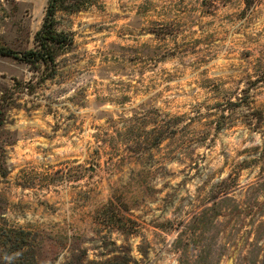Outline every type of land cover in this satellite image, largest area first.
<instances>
[{"label": "rangeland", "instance_id": "rangeland-1", "mask_svg": "<svg viewBox=\"0 0 264 264\" xmlns=\"http://www.w3.org/2000/svg\"><path fill=\"white\" fill-rule=\"evenodd\" d=\"M46 2L0 0V44ZM56 17L53 75L0 54V264H264V0Z\"/></svg>", "mask_w": 264, "mask_h": 264}, {"label": "trees", "instance_id": "trees-1", "mask_svg": "<svg viewBox=\"0 0 264 264\" xmlns=\"http://www.w3.org/2000/svg\"><path fill=\"white\" fill-rule=\"evenodd\" d=\"M253 1L244 0L249 6L252 5ZM95 3L96 0H47L41 26L35 31L33 36V46L16 52L11 47L0 44V54L20 59L35 71H44L50 68V72L47 75H53L56 55L67 49L73 41L69 32L58 27L56 13L58 11L76 12L89 8L93 4L95 5ZM14 246L17 251L19 244H15ZM3 263L6 264L7 262L4 260Z\"/></svg>", "mask_w": 264, "mask_h": 264}]
</instances>
